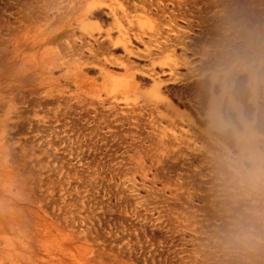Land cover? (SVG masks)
<instances>
[{
  "label": "rangeland",
  "instance_id": "1",
  "mask_svg": "<svg viewBox=\"0 0 264 264\" xmlns=\"http://www.w3.org/2000/svg\"><path fill=\"white\" fill-rule=\"evenodd\" d=\"M234 74L224 129L169 96ZM231 97L255 131L264 0H0V264H264Z\"/></svg>",
  "mask_w": 264,
  "mask_h": 264
},
{
  "label": "bare ground",
  "instance_id": "2",
  "mask_svg": "<svg viewBox=\"0 0 264 264\" xmlns=\"http://www.w3.org/2000/svg\"><path fill=\"white\" fill-rule=\"evenodd\" d=\"M237 74H234V76H231L229 78H227L223 85H222V92L218 95L213 94L208 102V117L210 119V127H214V128H220V129H224L226 127V123L224 122V120L221 117L220 114V106H221V101L224 98V96L233 88V84H234V78ZM249 87L254 90L255 89V82H250ZM167 105L168 107L175 112V114L181 118H183L186 121H191L192 117L191 115L186 111L183 110L181 108H179L176 104H174L172 101H170L169 99H167ZM230 104L232 105L233 109L238 113V116L240 118V120L244 123L245 125V130L241 131V132H237L236 134V140L238 143L239 148L242 151V148L244 146H242L239 143V137L241 135H244L245 137H247V141L249 140L250 136H261L260 134H258L257 132H255L252 128L251 125L253 123V121H248L242 111L241 108V104L239 102H237L235 99H233V97H231L230 99ZM262 137V136H261Z\"/></svg>",
  "mask_w": 264,
  "mask_h": 264
},
{
  "label": "trees",
  "instance_id": "3",
  "mask_svg": "<svg viewBox=\"0 0 264 264\" xmlns=\"http://www.w3.org/2000/svg\"><path fill=\"white\" fill-rule=\"evenodd\" d=\"M243 79L242 77L239 78V80ZM241 86L238 84L235 90V98L242 102L246 107L251 108L254 111V108L251 105H248V98L249 93L248 90L243 88V95L245 94V98L238 93L240 92ZM172 93L169 94L170 98L175 102L179 103L180 101H186L190 99H197L198 101H194L195 104H200L202 106H206L208 100L210 99L211 92H212V85L208 80H200V81H194L188 85L185 86H177V87H171ZM213 92L215 94H218V88L215 86L213 88ZM177 93V94H174ZM181 105V104H180ZM262 106V104H261ZM184 108H188V104L182 105ZM255 131L264 136V115L262 112L259 113L258 119L256 121V124L254 126Z\"/></svg>",
  "mask_w": 264,
  "mask_h": 264
},
{
  "label": "clouds",
  "instance_id": "4",
  "mask_svg": "<svg viewBox=\"0 0 264 264\" xmlns=\"http://www.w3.org/2000/svg\"><path fill=\"white\" fill-rule=\"evenodd\" d=\"M239 143L244 146L242 151L247 153L246 158L252 165L251 168L246 170L247 177L252 187L259 188L260 186H264V154H261L247 146V137L244 135L239 137Z\"/></svg>",
  "mask_w": 264,
  "mask_h": 264
}]
</instances>
